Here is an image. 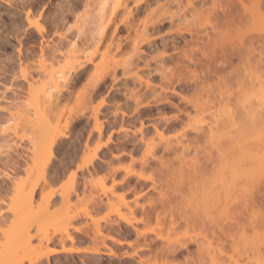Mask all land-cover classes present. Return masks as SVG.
Instances as JSON below:
<instances>
[{"label": "rangeland", "instance_id": "obj_1", "mask_svg": "<svg viewBox=\"0 0 264 264\" xmlns=\"http://www.w3.org/2000/svg\"><path fill=\"white\" fill-rule=\"evenodd\" d=\"M2 1L7 3L4 4ZM2 1L0 0V93L5 92V100L2 101L0 98V103L3 106H7L10 105L12 101L13 103L18 102L17 100L20 101L19 98H23L25 96L24 94H26L27 85L23 79V70L25 72L27 71L28 74L31 73L32 76L35 77V80L38 79L37 60L40 57L41 51L45 54V57H59L60 54L63 55L64 52L70 49L68 44L73 42L78 43L76 32L78 30V21L81 20L79 18L83 14L84 7L79 0L74 1L71 5H67L68 0ZM242 2L246 7V12L234 25H222L226 17L221 13V9L217 10L216 7H214L221 22H216L214 16H210V18L202 16L193 23V28L202 31L198 34V36L202 37V42H205V34H207L209 36L207 39H209L210 42L224 39L227 40V42L234 43L237 47L241 42L244 46L247 45L249 48L250 45L248 46L247 43L250 42L253 37L257 38V36H259L260 39L253 40L251 43L255 51L253 56H250L249 60L245 59L247 57H243V60L238 57H233L231 64L222 67L217 65V63L219 64L223 60L221 56L216 59L217 63L212 65V63H209L207 59L201 56L199 51H195L193 58L197 59V61L200 60V62L198 61L199 64L197 63V65L194 66L186 62L187 69H183L181 73L183 77L182 82L178 84L176 79H174L171 83L167 84L169 91L166 93L169 103L166 102L162 96L157 100L155 105H151L152 108H149V112L140 113L141 115L139 117L136 116V110L133 107L132 100H127L123 92L124 87L133 88L131 76H129V74L124 77L120 76L121 71L119 68H117L115 72L118 75L117 79L112 81V77L107 76L101 80L93 90L87 85L89 76L93 75L95 72L92 64L86 63L84 67H80V69L76 71L77 73H74L71 78H69L66 88L58 97V105L52 107V113H48V115L54 116L51 120L53 121V127L60 131L52 160V171L54 175L58 176L56 187L58 188L66 184L68 177L73 173L75 174L74 189L79 188L81 192L90 186L91 180L86 170L89 168V172L93 173L92 168L95 169L96 172L92 175V178L97 179L101 177L104 179L105 188L108 190V196H110L111 191L114 196H122L121 199L115 197L111 198V202L117 205L123 200V202H121V209L124 212H129L128 209L133 211L135 217L133 226L139 232L138 235L131 227L119 221L117 216L112 213L110 207L102 205L100 210L93 213L92 216L101 223V234L102 237L106 238V245L110 250L112 248V251H116V253L122 257L119 259L109 254L108 256V247H104L106 249L102 247V251L106 255L104 254L98 257L95 255L93 256V254H88L85 251L92 248L90 238H96L93 231V223L88 217V219L85 220L82 212L83 206L75 201L77 205V210L75 212L78 214L77 217H75V224L77 225L76 227L81 228L82 232L77 233L73 230L71 232L74 238H83L84 242L78 243L79 241L76 239L77 242L74 247L80 250V252L75 255L76 258L70 261L69 264H86V260H89L88 262L92 260L95 264L98 262V264H137L136 260L139 256L144 257H141L143 258L142 264H166L167 262L196 264L197 258L199 259L196 247L197 244L202 242L204 250L210 249L207 247V242L212 243L213 247H217L219 244V242H215V239L211 238L209 234L203 233L201 226L198 224L194 225L191 222L185 223L181 219L176 218V224L171 228L169 220H163L161 216L162 226L158 227L155 218L146 219L143 211L148 210L152 205H157L158 207L160 200L159 192L170 198L171 204H179L178 207L182 208V212L185 214L187 211H191L189 207H185V204L182 202L183 199H180L174 190L180 186V182L186 180V176L184 175L187 172L186 162L188 160L197 159L198 157L200 162L205 161V153L209 150L206 137L202 136L197 139H192L195 134L191 130L188 131L189 127H186L189 124L195 126L196 120L201 117L200 112H202V120H205V122L209 119V112H219L218 110L220 109L230 111L234 116L237 114L238 118H243V120H240L241 123L239 128L233 133L234 139L238 141L242 139V141L240 140L241 143L245 142V144L242 143L243 148L245 145L247 147L249 144L252 145V142L258 143V138L263 139L262 142H264V116L263 119H261L262 124H259L261 120L258 123L255 122V125L258 124L257 126H253V122V125L250 124L249 122L251 120L249 119V121L247 119L249 117H246L249 112L252 113V111L255 112L256 110V113H261V110H264V89L259 90L261 85L260 82L264 83V21H261L255 15L251 0H243ZM220 3L222 6L226 5L224 8L228 15L236 16L241 12V6L235 2V0H220ZM69 6H71L70 10L68 9ZM208 7H210V4L205 8ZM203 15L207 16L208 14L204 13ZM134 16L136 17L135 14ZM141 16L142 13L138 15V17ZM28 23L29 27H27ZM35 23L41 28L40 34L36 33L37 31L34 27ZM185 26H187V24L183 22L178 28H183ZM210 26H213L214 31L210 29ZM176 30V27L168 28V26L163 29L164 32L161 36L169 37L167 40L169 46L166 49H163L159 44L151 50L142 48L144 51L142 56L147 60L149 59L152 69L155 68L153 64L158 62L159 58L165 55L171 57L170 60H165L163 63L170 72V70L174 68V65L182 60L183 52L188 53L191 48H194V46H190V43L186 46L184 41L179 37L173 39ZM104 34L105 37L103 36L104 39H102V42L99 44L98 48L100 50L96 58H94V63L101 62L99 58L100 52L105 50L104 48L106 45H109L111 39H114V42L112 43L113 45L111 46L109 54H114L115 59L121 54H130L131 50L129 44L122 45L121 51L120 49H116L117 51H115L113 48L114 43L117 40H123L126 35L123 26H119V30L114 33L113 27H110ZM159 36L157 35L154 37V41L159 40ZM195 36L194 34V37ZM185 38L186 41H189V35L186 34ZM172 40L177 43L174 47L171 45ZM204 49L207 50L208 47ZM92 51L93 49L90 48L88 53ZM259 52L260 54H258ZM110 59L111 57L107 60ZM258 61H260V63ZM203 64H211L217 68L219 67L221 70L218 68V70H220L217 74L218 77L215 75L211 77L199 76L202 73L201 66ZM80 70L81 72H79ZM191 71L200 73H197L199 76L197 80L196 78H193L195 79L193 80L190 77L193 76V74L191 75L190 73ZM166 76H169L168 72H166ZM219 76L225 80L226 84L220 83ZM189 77L192 81H189ZM123 83H126V85ZM159 84V76L154 75L151 80V85L156 92L146 96V99L142 103L151 101L154 95L160 93L158 88ZM117 87H119L120 93L115 92ZM173 87L180 95L192 98V100L199 104L203 103L204 107L200 108L199 111L194 110L192 105L181 101L178 94L171 93L170 89ZM88 96H92L91 103L87 100ZM197 96H200V98H197ZM102 102H104L105 105L100 107V111L97 115L98 120L102 123L99 133L97 128L94 127V118L92 116L90 117V115L91 110L98 107ZM170 103L176 106L173 107ZM155 107H159V110L157 111ZM5 108L6 107H0V128L3 127L8 129L10 133L15 132L16 137L11 135L10 138L7 137L6 142L0 132V140L2 139L7 145L9 144V146H11V140L13 141L14 138L16 140L20 139L23 148H17L16 150L0 147V224L9 222L10 212L8 210V204L12 193L11 189L13 187L11 178H19L24 175L26 161L30 155L28 152L30 149L28 141L36 137L35 133H31V129H24L21 123L12 120V118L7 115V111L9 110L6 109H9V106ZM117 108L119 109L118 111ZM60 110H63V115L57 123L55 115ZM183 112H188L194 121L188 120ZM162 114H164V116ZM174 115L179 116L180 122L169 125L167 122ZM141 123L144 124L143 129H145L147 139L154 140L152 143L156 146L155 156L158 158L161 157V162L167 165L161 176L156 174V169L160 166L158 159H148L149 166L144 169L140 167V160L143 156L144 147L141 146L136 149V141H140L138 140L139 134L137 131ZM15 128L16 130H14ZM155 128L157 134H155ZM159 134L163 139L160 140L158 138ZM150 140H147V142H150ZM2 141L0 142L3 144ZM180 141H182V148L177 145ZM164 142H169L173 150L168 152L163 151ZM1 143L0 145H2ZM88 144L90 146L88 150L94 149L97 145L105 146L102 147L103 150L101 149V151L98 152L91 166H88L87 169L84 168L79 170L77 167L82 164L83 159L88 154L85 152V148ZM85 145L86 147H84ZM249 147L252 149V146ZM250 148L248 150H250ZM260 148L263 149V146ZM185 156H187L186 159L182 160ZM241 157L243 159V157L246 156L241 155ZM236 158L235 154L234 159ZM248 160L249 159H247L248 163L245 161L246 164L242 160L244 165H242L241 162V167L244 172H246V168L250 163ZM257 163L253 162V164ZM249 166H251L252 170L255 167H259V165H256L252 168V164ZM127 167H133L136 173H127V175H125L126 171L124 169ZM258 169L262 170V173L259 171H257L259 173H256L255 171L254 178L260 180L264 178V167ZM6 174H11L9 175L12 176L9 177L10 180L6 178ZM137 174L143 176L151 175L157 184L152 186L150 181H138ZM235 176L234 212L235 214H239L241 211L239 203L242 201L240 199L243 198L244 195H248L250 191L252 192L253 185L251 183L253 181H251L250 177L242 175L240 171H236ZM210 178L211 174L209 171H200V176L197 177V180L198 182L201 181L204 183ZM125 179H128V185L124 184L123 180ZM158 179L161 181L160 184H158ZM112 181L114 182L112 183ZM138 183L144 185L140 186ZM186 190V186L183 185L182 191L185 193ZM254 197H256V195ZM257 199L258 203L250 205L248 210L240 213V216L236 215L237 224H235L233 231L236 250H232V253H230L227 244L223 243L222 246L224 249L221 255L223 260L225 259V255L230 253L233 257L232 264H252L254 262L253 258L251 262L247 260L246 256L249 255L251 257L254 247H262L264 245V201L261 202V197H257ZM109 213V220L104 222L103 218ZM200 214L204 217V213L201 212ZM112 219H116L120 224L122 223L120 226V229L122 228L120 233L116 232V225L113 224L112 227L108 225V222L111 224L110 222L114 221ZM141 219L143 221L139 222ZM204 220L207 221V219ZM239 225L245 226L243 229V238H238V234H241L238 228ZM126 229H128V231L130 230V235ZM157 235H161L162 238L171 240L177 243V245L186 244V246H188V252L182 251L181 255L177 254L173 258H168L166 261L158 257L155 258V249L165 247L166 244L165 241L159 239ZM201 235H206V238H201ZM109 238H113V240L116 239L121 245L119 243L117 244V242H112ZM145 244H149L150 247L148 249L143 248ZM57 249H60V247H57ZM48 250L49 249L46 251ZM205 260L208 261V259ZM53 262L54 261L51 263L54 264Z\"/></svg>", "mask_w": 264, "mask_h": 264}, {"label": "bare ground", "instance_id": "obj_2", "mask_svg": "<svg viewBox=\"0 0 264 264\" xmlns=\"http://www.w3.org/2000/svg\"><path fill=\"white\" fill-rule=\"evenodd\" d=\"M74 1L76 0H68L67 5H71ZM79 1L82 3L84 10L82 16L79 18L81 20L78 21L77 26L78 30L76 33L78 43L73 42L68 44L70 49H67L68 51L64 52L63 55L60 54L59 57H45V54L41 51L40 57L37 60L38 79L35 80V77H33L31 73L28 74L27 71H22V75L24 76L23 79L27 85V90L25 91L26 94H24L25 96L23 95V98L18 97L20 101L17 100L18 102L16 103H13L12 101V103L7 106H3L0 103L1 108L10 107L9 109H5L9 110L7 111V115H9L12 120L21 123L24 129H31L30 131L32 134H36L34 139L32 138L28 141V144H30V149L28 150L30 155L26 161L24 175L19 178L9 176L11 174L5 175L8 180H10L9 177H12L13 187L11 189L12 193L8 204V210L10 212V218L8 219L9 222H3V224H0V264H52V261H54V264H69L70 261L74 260L76 258L75 255L80 252V250L75 249V243L77 240L79 241L78 243L84 242L83 238H74L73 233L71 232L72 230L77 233L82 232L81 228L76 227L77 225L75 224V217L78 215L77 212H75L77 210L75 201L83 206L82 212L84 218L85 220L90 218L95 233L93 234L96 236V238H90L92 248L87 249V251H85L86 253L99 257L105 254L102 251V247H108L105 242L106 238L102 237L101 234V223L92 216L93 213L100 210L102 205L110 207L112 213L117 216L119 221L123 222L128 227H131L135 230L134 232L139 235V232L133 226V221L135 220L133 211L130 209H128L129 212L122 211L121 202H123V200L117 205L112 204L111 202V198L115 197L121 199L122 196H114L112 195V191L110 196H108V190L105 188L104 179L101 177L93 179L92 175L96 172L93 168V173L89 172L88 166L92 165L98 152L101 151L102 147L105 145H97L94 149L92 148L93 150H88L90 148L89 144L87 147L86 145L84 146L86 147L85 152L88 154L86 157L84 156L85 158L83 159L82 164L77 168L79 170L88 168L86 171L91 180L89 188H86L81 192L79 188L74 189L75 174L73 173L68 177L66 184H63L58 188L56 187L58 176L54 175V172L52 171V160L60 131L53 127V121L51 120L54 116H50L48 113H52V107L58 105L59 95L62 94V91L66 88L69 78H71L74 73H77L76 71H78L80 67H84L86 63L93 65L95 72L93 75L89 76L87 81L88 87L92 88L91 90H93V88H95L98 83L107 76L112 77V81L117 79L118 75L115 73L117 68L121 71L120 76L124 77L129 74V76H131L133 88L124 87L123 92L127 100H132L133 107L136 110V116L139 117L141 115L140 113L149 112V108H152L151 105H155L157 100L162 96V98L169 103L166 93L169 91L167 84L171 83L174 79H176L178 84L182 82L183 77L181 73L183 69H187L186 62L189 65L191 64L194 66L197 65L198 61L200 62V60L197 61V59L193 58L195 51H199L201 56L207 59L209 63H212V65L216 64V59L221 56L223 60L219 64L217 63V65L224 67L232 63L233 57H238L241 60H243V57H247L245 59L249 60V57L253 56L255 52L251 43L253 40L260 39L259 36H257V38L253 37L250 42L247 43L248 46L250 45L249 48L247 45L244 46L241 42L237 47L234 43L227 42V40L224 39L218 41L213 40L210 42V40L207 39L209 38L207 34H205V42H202V37L198 36L202 31L193 28V23L202 16L206 18L214 16L216 22H221L216 9H221V13L226 17L222 25H234L246 12V7L242 2L243 0H235V2L241 6V12L236 16L228 15L224 8L226 5L222 6L220 0ZM2 3L6 4L7 2L2 1ZM251 3L255 15L261 21H264V0H251ZM209 4L210 7L205 8ZM214 7H216V9H214ZM68 9L70 10L71 6H69ZM140 13H142V16L138 17ZM204 13H207L208 15L205 16L203 15ZM183 22H186L187 26L178 28ZM119 26L125 28L126 35L124 39L122 38L123 40H117L114 43L113 48L115 51L119 49L121 51L122 45L129 44L131 50L130 54L128 55V53L124 52V55L121 54L115 59L114 54H109L111 46L113 45L112 43L114 42V39H111L109 45H106L104 48L105 50L100 52V57L98 56L101 62L94 63V58H96L100 50L98 48L99 44L102 42V39H104L103 36L105 37L104 32H107L110 27H113L114 33L119 30ZM166 26H168V28L176 27L177 30L174 32L175 36L173 39L179 37L184 41L186 46H188V43L191 44L190 46H194V48H191L188 53L183 52L182 60L174 65V68L171 69L170 72L166 69L163 63L165 60H170L171 57L165 55L160 57L158 62L153 64L155 68L152 69L149 59L147 60L142 56L144 52L142 48L151 50L154 49L157 44L163 49H166L169 46L167 43L169 37L161 36L163 35V29ZM27 27H29V23L27 24ZM34 27L36 28V33L40 34V26L35 23ZM210 29L213 30V26H210ZM185 33L189 35V41H186ZM194 34L196 35L195 37ZM157 35H160L158 37L159 40L154 41V37ZM171 45L173 47L176 46V41L172 40ZM206 47H208L207 50L204 49ZM90 48H92L93 51L88 53ZM258 54H260V52ZM109 57H111V59L107 60ZM258 62L260 63V61ZM212 65H200L202 67V73L199 76H217L218 71L221 69L218 67L220 69L218 70L216 66ZM195 71L190 72L191 75L193 74V76L190 77L192 79L196 78L197 80L199 78L198 74L200 73ZM79 72H81V70ZM166 72L169 73V76H166ZM154 75L159 76L160 84L158 85V88L160 93L154 95L151 101L142 103L146 99V96L156 92L151 85V80ZM219 78L220 83L226 84L225 80L220 76ZM192 79L189 81H192ZM260 83L259 90H262L264 89V83ZM123 84L126 85V83ZM170 91L173 94H178L181 101L192 105L196 111H199L200 108L204 107L203 103L199 104L192 100V98L180 95L175 91L174 87L170 89ZM115 92H121L119 87L116 88ZM4 93H0L2 101L5 100ZM197 98H200V96H197ZM87 100L91 103L92 96H88ZM170 104L173 107L176 106L173 103ZM104 105V102H102L98 107L93 108L90 115V117L92 116L94 118V127L97 128L99 133L102 123L98 120L97 115L100 111V107ZM155 109L158 111L159 107H155ZM118 110L119 109L117 108V111ZM218 111L219 112H209V119L207 122L202 120V112H200L201 117L196 120L195 126H191L190 124L186 126L187 128L189 127L188 131L191 130L195 134L192 139L205 136L207 139L206 141L209 144V150L205 153V158L203 157L205 161L200 162L198 157L197 159L188 160L186 162L187 172L186 174L182 172L186 176V180L180 182V186L174 190L178 197L183 199L182 202L185 204V207H189L191 211H187L188 213L186 212L185 214L182 212V208L178 207L179 204H171V199L161 192H159L160 200L158 207L157 205H152L148 210L143 211L146 219H151L152 217L155 218L158 227L162 226V219H168L170 227L173 228L176 224L175 219L178 218L185 223L191 222L194 225H200L203 233L209 234L211 238L215 239V242H219L217 247H213L212 243L207 242V247L210 248L207 250L203 249L202 242L197 244L196 247L199 259L197 258L196 264H232L233 257L230 253H232V250H236V242L233 232L235 224H237L236 215L240 216V213L248 210L250 205L258 203L257 197H261V202L264 201V178L260 180L254 178L255 171L256 173H262V170L258 168L262 169V167H264L263 139L258 138V143L252 142V145L249 144L248 147L252 146V149L249 147L250 150H248L249 148L246 145V148L244 146V149L242 143L245 144V142L241 143L242 139H240L241 141L239 140V142L234 139L233 135L234 131L239 128L241 123L240 120H243V118H238L237 114L234 116L230 111L222 109ZM261 111V113H256V110L255 112L252 111V113L248 111L250 114L247 113L246 117H249L247 119L251 120L248 122L250 124L253 122L254 125H252L257 126L258 124H255L263 119L264 116V110ZM183 113L188 120L194 121L188 112ZM62 115L63 110H60L55 115L57 123L60 121ZM162 115L164 116V114ZM178 122H180L179 116L174 115L167 123L172 125ZM261 122L262 120L259 124H262ZM143 126L144 124L141 123V126L137 131L139 134V138L138 136L137 138L140 141H136V149L141 146L144 147L143 156L140 160V167L142 169L148 167V159H158L160 166L156 169V174L161 176L167 165L161 162V157L158 158L155 156L156 146L152 143L154 140L147 139V134L145 129H143ZM14 130H16V128ZM154 130L156 131V128ZM0 132L3 135V138H5V140L3 139L4 141L7 140V137L10 138L11 135L16 137L15 132L10 133L8 129L3 127L0 128ZM155 134H157V131ZM158 138L160 140L163 139L160 134L158 135ZM14 139L13 141H10L11 146H9V144L7 145L1 139L0 141H2L3 144L0 142L2 144L0 147L2 146V148L16 150L17 148H21L22 144L20 139H15V142ZM147 140H150V142H147ZM177 145L182 148V141L178 142ZM163 146V151L165 152L173 150L169 142H164ZM262 146L263 149L260 148ZM241 148L244 150L241 151ZM235 154L237 157L236 159H234ZM241 155L246 157H243L242 159ZM186 157L187 156H185V158L183 157L182 160L186 159ZM239 158H241L244 163L249 159V165L252 164V168L256 165H259V167H255L256 169L253 168L252 170L251 166L248 165L246 172H244L241 167V162L242 165H244L243 161ZM253 162H258L259 164H253ZM127 168L124 169L126 171L125 175H127V173H136L133 167ZM200 171H209L211 178L204 183L201 181L198 182L197 177L200 176ZM236 171H240L242 175L251 178V181H253L251 184L253 185L252 187L254 190H252V192L250 191L248 195L246 194L240 199L242 201L239 203L241 207L239 214H235L234 212V181L236 179ZM136 176L138 181H150L152 186L157 184L151 175L143 176L137 174ZM158 180V184H160L161 181L160 179ZM123 181L125 185L129 184L128 179ZM113 182L114 181H112V183ZM138 185L143 186L144 184L138 183ZM183 185L187 188L185 193L182 191ZM255 195L256 197H254ZM201 212L204 213V217L201 216ZM109 218L110 213L103 218V221H108ZM204 219H207V221ZM142 221L143 220L141 219L139 222ZM113 222H110L111 224L108 222V225H111V227L113 224L116 225V232L120 233L122 229H120V226L122 223L120 224L116 219ZM244 227L245 226L243 225H239L238 228L240 229L241 234H238V238L244 235ZM126 230L128 231V229ZM129 232L130 230L128 233ZM157 237L164 240L166 244L165 247L155 249V258L158 257L166 261L168 258H173L177 254L181 255L182 251L188 252V246H186V244L177 245V243L172 242L171 240L162 238L161 235H157ZM201 238H206V235H201ZM109 239L112 242L120 244L116 239ZM223 243H226L230 250V253L225 255L224 260L221 258L224 249L222 246ZM57 247H60V249H57ZM149 247V244H145V247L143 248L148 249ZM47 249L49 250L46 251ZM108 254L119 259L122 257H120L116 251H112V248L111 250L109 248V253L107 252V255ZM141 257L143 256H139L136 260L137 264H142V259L144 257ZM246 258L251 262L253 258V261L255 262H253L254 264H264V245L262 247H254L251 257L248 255ZM205 259H208V261ZM88 261L86 260V264H95L92 260H90V262ZM170 263L180 264L177 262H167L166 264Z\"/></svg>", "mask_w": 264, "mask_h": 264}]
</instances>
